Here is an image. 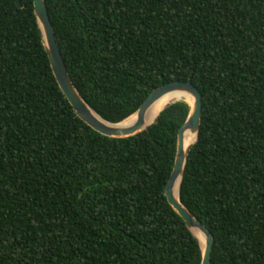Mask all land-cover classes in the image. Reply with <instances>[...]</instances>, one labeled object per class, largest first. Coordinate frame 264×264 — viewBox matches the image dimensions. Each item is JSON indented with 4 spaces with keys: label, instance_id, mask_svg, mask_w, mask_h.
<instances>
[{
    "label": "trees",
    "instance_id": "trees-1",
    "mask_svg": "<svg viewBox=\"0 0 264 264\" xmlns=\"http://www.w3.org/2000/svg\"><path fill=\"white\" fill-rule=\"evenodd\" d=\"M43 2L104 121L169 82L198 88L179 202L213 236L209 264H264V0ZM173 101L134 136L100 135L59 89L32 1L0 0V264H200L164 195L189 111Z\"/></svg>",
    "mask_w": 264,
    "mask_h": 264
},
{
    "label": "water",
    "instance_id": "water-1",
    "mask_svg": "<svg viewBox=\"0 0 264 264\" xmlns=\"http://www.w3.org/2000/svg\"><path fill=\"white\" fill-rule=\"evenodd\" d=\"M33 6V13L35 16L37 28L41 38L42 46L47 55L49 65L54 76V79L61 90L62 94L66 98L67 102L71 106L74 114L84 122L88 127H90L95 132L100 135L110 137V138H126L134 136L144 130H146L151 124L146 122L145 113L150 105L159 100L162 96L167 94H173L178 99L171 103L180 102L182 95H190L193 98L192 105H189V111L185 121L182 123L176 134V151L174 156L173 166L166 182L164 188V195L170 207L180 216L184 221L187 229L190 231L192 236L196 239L198 247L201 253L200 264H209L210 253L213 245V236L210 232L199 222L192 213H190L186 208H184L179 202V198L175 201L171 194V187L176 178H179V185L182 179L184 165L187 159V155L197 139L198 128L201 117L202 110V98L198 88L188 81H174L164 84L155 90H153L146 99L140 104L137 110L132 114L134 119L123 126H117L122 123H109L101 119L83 100L76 88L71 82V79L66 71L64 62L62 60L52 25L50 23L46 6L43 0H31ZM169 103V104H171ZM168 105V104H167ZM165 108V107H164ZM163 108V109H164ZM162 109V110H163ZM161 110V111H162ZM160 111V112H161ZM159 114V113H158ZM158 116V115H157ZM156 116V117H157ZM117 126V127H115ZM185 133L193 134L194 141L190 144L186 150L182 151L181 140ZM200 234L204 236V245L200 246L198 239L194 235Z\"/></svg>",
    "mask_w": 264,
    "mask_h": 264
},
{
    "label": "bare ground",
    "instance_id": "bare-ground-1",
    "mask_svg": "<svg viewBox=\"0 0 264 264\" xmlns=\"http://www.w3.org/2000/svg\"><path fill=\"white\" fill-rule=\"evenodd\" d=\"M180 95H182L180 98L181 102H185V103H188L189 105H192L193 98L190 95H185V94H180ZM176 96H174L173 94L164 95L159 100H157L152 105H150L149 108L147 109L146 113H145L146 122L148 123L152 119V117L156 114V110H158L160 107H162L167 101L174 100V99L178 100L175 98ZM133 119H134V115H131L125 121L118 124L117 126L126 125L127 123H129ZM117 126H115V127H117ZM193 141H194V135L189 134V133H185L182 137V140H181L182 151L184 152L186 150V148L190 144L193 143ZM178 183H179V178H176L172 184L171 191H170V194L175 201L178 200ZM194 235L198 239L200 246L203 247L204 241H205L204 236L197 234V233L196 234L194 233Z\"/></svg>",
    "mask_w": 264,
    "mask_h": 264
}]
</instances>
